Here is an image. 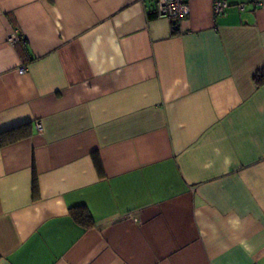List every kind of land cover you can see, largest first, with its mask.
Segmentation results:
<instances>
[{
    "label": "crops",
    "instance_id": "obj_1",
    "mask_svg": "<svg viewBox=\"0 0 264 264\" xmlns=\"http://www.w3.org/2000/svg\"><path fill=\"white\" fill-rule=\"evenodd\" d=\"M224 1L173 34L153 0H0V264H264V0Z\"/></svg>",
    "mask_w": 264,
    "mask_h": 264
},
{
    "label": "built area",
    "instance_id": "obj_2",
    "mask_svg": "<svg viewBox=\"0 0 264 264\" xmlns=\"http://www.w3.org/2000/svg\"><path fill=\"white\" fill-rule=\"evenodd\" d=\"M155 4V15L157 17L168 19L171 23H174V27H179L181 21H183L189 13V2L192 0H153ZM212 4V13L214 17L222 15L227 9L228 5L224 0H208ZM258 5V3H256ZM238 9L243 11L244 6L239 5ZM20 38L16 35H11L8 38V42L13 43ZM25 67L19 68V73L23 74ZM36 128L41 131V126L36 123Z\"/></svg>",
    "mask_w": 264,
    "mask_h": 264
},
{
    "label": "trees",
    "instance_id": "obj_3",
    "mask_svg": "<svg viewBox=\"0 0 264 264\" xmlns=\"http://www.w3.org/2000/svg\"><path fill=\"white\" fill-rule=\"evenodd\" d=\"M156 17L157 16L155 15V13L148 14V19H153ZM171 26H172V33L177 34L179 27H174L175 26L174 23H171ZM253 81L257 87L264 85V69H261L260 71L254 74ZM14 132H15V129H11L7 132L0 134V146H4L8 143L15 142L19 140L20 138H23L26 136L25 132H22V131L17 132V133H14ZM96 164L99 167L97 160H96ZM70 216L72 220L74 221V223H76L78 226L82 228L87 229L92 226V219L90 215L88 214V212L83 208H76V209L70 210Z\"/></svg>",
    "mask_w": 264,
    "mask_h": 264
}]
</instances>
